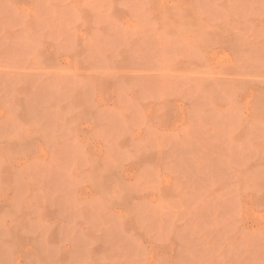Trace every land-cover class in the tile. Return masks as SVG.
<instances>
[{"label":"rangeland","instance_id":"rangeland-1","mask_svg":"<svg viewBox=\"0 0 264 264\" xmlns=\"http://www.w3.org/2000/svg\"><path fill=\"white\" fill-rule=\"evenodd\" d=\"M0 264H264V0H0Z\"/></svg>","mask_w":264,"mask_h":264}]
</instances>
